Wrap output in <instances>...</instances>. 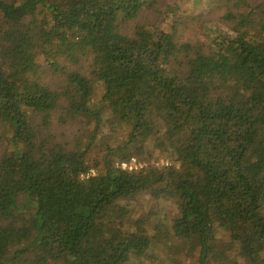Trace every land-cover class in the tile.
I'll return each mask as SVG.
<instances>
[{"label":"trees","instance_id":"1","mask_svg":"<svg viewBox=\"0 0 264 264\" xmlns=\"http://www.w3.org/2000/svg\"><path fill=\"white\" fill-rule=\"evenodd\" d=\"M218 3L204 43L164 0H0V264L141 260L147 195L198 264H264V0Z\"/></svg>","mask_w":264,"mask_h":264},{"label":"rangeland","instance_id":"2","mask_svg":"<svg viewBox=\"0 0 264 264\" xmlns=\"http://www.w3.org/2000/svg\"><path fill=\"white\" fill-rule=\"evenodd\" d=\"M219 0H164L165 3H170L178 6L179 15L186 18H198L196 28L192 34L199 38L204 43H209L211 40L215 22H208V16L217 14L221 11ZM258 0H256L257 3ZM188 35V34H187ZM118 130V129H117ZM120 129L116 136L111 140V143H116L122 138ZM109 138V137H108ZM103 155L97 144L92 148V158H97ZM132 166L139 168L140 166H154L163 168L169 165L168 159L162 154H154L151 159L146 161L131 162ZM129 215L126 221V230L131 231L135 227L136 220L144 218L146 221V229L152 238V246L146 257L138 261H132L131 264H198V251H189L188 247L182 242L171 238L167 234L170 231V226L178 215L177 209L173 203L169 201H156L147 196H142L127 203ZM167 231V232H166ZM223 236L220 237L219 245L225 249V254L230 258V264H245L239 257L235 256L234 252L228 250ZM222 241V242H221ZM227 249V250H226ZM264 256V254H263Z\"/></svg>","mask_w":264,"mask_h":264},{"label":"built area","instance_id":"3","mask_svg":"<svg viewBox=\"0 0 264 264\" xmlns=\"http://www.w3.org/2000/svg\"><path fill=\"white\" fill-rule=\"evenodd\" d=\"M135 160H131L129 163H121L118 167L121 168L122 170H126V171H136L139 168H141V166L139 168H137L136 166H132V164H130L131 162H134ZM93 176L95 175V171L94 170H90L88 172V174H86V176H83L82 178H88L89 176Z\"/></svg>","mask_w":264,"mask_h":264}]
</instances>
